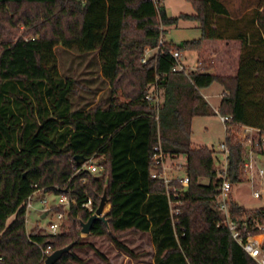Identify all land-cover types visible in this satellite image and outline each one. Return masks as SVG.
Listing matches in <instances>:
<instances>
[{
	"label": "trees",
	"instance_id": "1",
	"mask_svg": "<svg viewBox=\"0 0 264 264\" xmlns=\"http://www.w3.org/2000/svg\"><path fill=\"white\" fill-rule=\"evenodd\" d=\"M185 1L194 14L169 18L162 0H0V264H43L40 248L69 245L55 264H80L75 251L92 249L80 238V224L92 216L81 205L91 199L95 211L104 192L108 225L94 223L90 236L108 237L130 258L133 251L118 238L138 234L150 236L154 264H257L221 225L213 152L194 148L191 136L194 118L211 114L200 90L218 84L224 93L215 114L232 122L223 140L228 176L242 182L236 125L264 131V11L232 20L223 0ZM258 3L264 8V0ZM180 21L197 22L200 37L166 42L164 28ZM160 40L143 64L145 49ZM218 41L237 43L225 57L229 70L209 73L212 63L198 60L195 71H173L172 53L199 56L206 42ZM58 46L97 53L107 100L71 110L76 82L59 75ZM152 88L162 91L161 102ZM155 148L164 158H185L187 188L169 185L177 215H170L162 180L151 177L162 171ZM76 156L101 158L100 174L76 173ZM36 190L76 200L61 234L26 232L25 203ZM229 216L241 238L264 234V209L246 210L232 198Z\"/></svg>",
	"mask_w": 264,
	"mask_h": 264
},
{
	"label": "rangeland",
	"instance_id": "2",
	"mask_svg": "<svg viewBox=\"0 0 264 264\" xmlns=\"http://www.w3.org/2000/svg\"><path fill=\"white\" fill-rule=\"evenodd\" d=\"M163 6L171 17H176L179 14L193 15V9L185 0H162ZM231 0H223L224 3H229ZM250 7L254 8L257 0H248ZM197 26L195 21H180L178 26H171L165 30L164 37L167 41L173 42L179 46L183 42L197 40L200 31L194 29ZM165 29V28H164ZM207 43L201 55L195 56L193 52H185L181 56V64L184 69L190 71L193 67L194 61L199 60L212 63L213 69L211 71L222 74L223 67L229 70L228 62L221 66L222 60L218 58H211V52L216 50V46ZM154 51H149L146 55H153ZM145 55V51H144ZM185 55L187 58H185ZM55 56L57 58V68L61 78H72L76 82V89L73 95L69 96L71 102V110H88L96 104L107 100L109 96L108 82L102 77L100 71V62L96 52L81 54L75 50H67L60 46L55 48ZM186 59V61H185ZM227 58H224L226 60ZM229 61V60H228ZM200 63H198L199 65ZM228 66V67H227ZM156 97V102H161L162 91L152 88L150 90ZM223 89L218 84H213L207 89L201 90V96H207L206 101L211 114L209 116H202L194 118L192 121V136L191 142L194 148L207 147L212 149L219 146L224 140V125L220 122L217 112L220 104V95ZM101 158H94L93 163L99 165ZM184 157L168 158L164 160V172L167 179H174L184 176ZM207 184L206 180L201 181ZM85 183V181H84ZM256 190H260L261 197L255 199L252 197V187L249 182H242L236 184L232 190V198L240 206L246 210L264 209V180L261 185L256 184ZM33 206H38L33 203ZM25 228L26 232L37 231L39 234L46 233L42 229L48 223V219H39L34 209L26 216ZM12 221L9 218L7 223ZM65 230V229H64ZM80 238L92 245L89 247L76 250L75 253L81 259L80 264H153V247L148 235L129 234L118 238V241L133 251L134 257L126 260L124 255L106 236L93 237L90 235H83L80 233ZM100 255L103 256L104 261L101 262ZM124 255V256H123ZM115 260L113 263H111ZM119 261V262H118ZM133 261V262H131Z\"/></svg>",
	"mask_w": 264,
	"mask_h": 264
},
{
	"label": "built area",
	"instance_id": "3",
	"mask_svg": "<svg viewBox=\"0 0 264 264\" xmlns=\"http://www.w3.org/2000/svg\"><path fill=\"white\" fill-rule=\"evenodd\" d=\"M155 1V0H153ZM163 45V41L160 40L158 47L155 49H145V55L141 62L144 64L147 60V53L149 51H154L155 55L158 49ZM152 56V55H151ZM150 57V55H149ZM172 58L175 61L174 72H189L184 69L181 64V54L172 53ZM198 67V65H197ZM195 68V70L197 69ZM194 70V71H195ZM149 100L152 97H148ZM217 113V112H216ZM218 115V114H217ZM220 122L224 125V132L226 131L228 125L232 126L231 118L228 116L218 115ZM239 128L237 134V141L243 149L242 153V163L240 167V180L242 182H249L252 187L251 195L253 198L258 199L261 197L260 190H256V184L261 185L264 180V156L255 151V149L263 150L264 149V131L242 125H236ZM155 151H158V154H155L153 159L156 160V163H160L162 171L160 173H152V178L161 179L167 190V196L169 200L170 215H177L179 210L175 207L178 205L177 201H174L170 195V184L175 181H180L183 190L188 186V177L184 171V176L174 179H167L166 173L164 172V158L160 153L159 149L155 148ZM213 152L212 159L214 163V168L217 170L218 175L221 179L219 187L217 189V194L215 196V207L223 215L222 226L226 227L233 240L241 247V249L250 256L257 264H264V237L256 239V236L247 235L245 239L241 238L238 231L237 225L230 220L229 216V204L232 199V190L236 184H233L228 176V149L225 144L222 142L218 147L211 149ZM185 164V163H184ZM81 171H87L91 175H99L101 172V166L95 165L93 159L86 161L79 169L76 170V173ZM84 182V181H83ZM241 182V183H242ZM174 193V199L177 198L176 189H172ZM181 192V191H180ZM33 203H37L38 206H33ZM76 205V200L69 198L66 193H46L43 190H36L33 192L25 203V215L27 216L30 212V209H34L37 213L39 219L42 220L48 219V223L42 229L46 233L40 234L43 236H57L61 234L64 229H66V221L70 208ZM82 209L92 213L94 215L95 211L93 210V203L91 199H87L85 203L81 205ZM28 222V220H25ZM82 234V233H81ZM84 235V234H83ZM264 235V234H262ZM259 236V235H258ZM41 249V261L43 264L49 255L53 252L50 247L40 248Z\"/></svg>",
	"mask_w": 264,
	"mask_h": 264
},
{
	"label": "crops",
	"instance_id": "4",
	"mask_svg": "<svg viewBox=\"0 0 264 264\" xmlns=\"http://www.w3.org/2000/svg\"><path fill=\"white\" fill-rule=\"evenodd\" d=\"M224 5H225V7H226V9H227V11L229 13V18L232 19V20H239V19L243 18L251 10H258L259 13L264 11V8H263L262 4L260 5V3H258V0H257V3H256L254 8L250 7V4H249L248 0H231L228 4L224 3ZM166 13H167V16L170 18L171 16L168 14L167 11H166ZM196 24H197V26H194L193 28L198 31L199 30L198 29V23L196 22ZM178 25H179V23L177 25H175V26H178ZM166 29L167 28H165V30ZM199 37H200V33H199ZM164 39H165V37H164ZM165 41L168 42V43L174 44L173 42H169L166 39H165ZM207 43H210L212 46H216V50L215 51L213 50L211 52V58H218L217 56L222 58L223 63L221 64V66L222 65L224 66L226 64V61L224 60V58L226 57L228 52H231V50H234L233 52L236 53V51H237V49H236L237 48V43H235V42H227V41L220 42V41H218V42H206L205 44H207ZM183 54L184 53H181L182 57H183ZM197 55L198 54L195 53V56H197ZM185 58H187L186 55H185ZM222 60L220 62H222ZM185 61H186V59H185ZM198 63L199 62H198V60L196 58V60L194 61V64L192 65L193 67L191 68L190 71H194L195 68L197 67ZM209 73H213V71L210 70ZM220 88H222V87L220 86ZM223 93H224V91H223ZM223 93H222V95H220V99L222 98ZM200 94H201V90H200ZM202 97L204 98L205 101L208 100L207 96H202ZM181 158H182V156H181ZM108 211H109V207H108ZM263 237H264V235H259V236H256V239H260V238H263ZM149 238H150V236H149ZM150 242H151V239H150ZM151 245H152V243H151ZM153 257H154V249H153ZM100 259H101V262L104 261V258H103L102 255H100ZM125 259L126 260H130V257L126 256ZM114 261L115 260H113L111 263H113ZM131 262H133V261H131ZM153 264H154V261H153Z\"/></svg>",
	"mask_w": 264,
	"mask_h": 264
},
{
	"label": "water",
	"instance_id": "5",
	"mask_svg": "<svg viewBox=\"0 0 264 264\" xmlns=\"http://www.w3.org/2000/svg\"><path fill=\"white\" fill-rule=\"evenodd\" d=\"M74 160H75L76 164H78L80 166L83 165L87 161L86 159H84L81 156H76L74 158ZM107 206L110 208V206L108 204V199H107L106 193L104 192L102 197L100 198L98 207L95 210L94 215H92L86 223L80 224L82 234L90 235L92 226L96 222H102L106 226L108 225L106 215L108 214L109 211L104 212V210ZM71 248H72V246L69 245L63 249H60V250L53 252L51 255H49L47 257L44 264H55L62 257L63 254L70 252Z\"/></svg>",
	"mask_w": 264,
	"mask_h": 264
},
{
	"label": "bare ground",
	"instance_id": "6",
	"mask_svg": "<svg viewBox=\"0 0 264 264\" xmlns=\"http://www.w3.org/2000/svg\"><path fill=\"white\" fill-rule=\"evenodd\" d=\"M104 212H107V207L105 208Z\"/></svg>",
	"mask_w": 264,
	"mask_h": 264
}]
</instances>
